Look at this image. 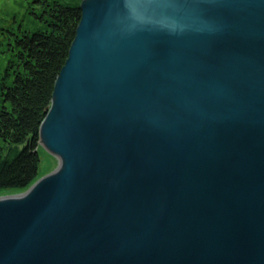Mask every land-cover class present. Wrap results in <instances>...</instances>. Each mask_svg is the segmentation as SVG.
Here are the masks:
<instances>
[{
	"label": "water",
	"instance_id": "95a60500",
	"mask_svg": "<svg viewBox=\"0 0 264 264\" xmlns=\"http://www.w3.org/2000/svg\"><path fill=\"white\" fill-rule=\"evenodd\" d=\"M0 264H264V0H83Z\"/></svg>",
	"mask_w": 264,
	"mask_h": 264
},
{
	"label": "trees",
	"instance_id": "16d2710c",
	"mask_svg": "<svg viewBox=\"0 0 264 264\" xmlns=\"http://www.w3.org/2000/svg\"><path fill=\"white\" fill-rule=\"evenodd\" d=\"M31 1L35 28L17 20L0 27L8 54L0 79V191L20 193L40 178V128L82 16L83 0Z\"/></svg>",
	"mask_w": 264,
	"mask_h": 264
},
{
	"label": "rangeland",
	"instance_id": "374dc122",
	"mask_svg": "<svg viewBox=\"0 0 264 264\" xmlns=\"http://www.w3.org/2000/svg\"><path fill=\"white\" fill-rule=\"evenodd\" d=\"M31 0H0V27L9 26L14 20L24 21L25 27L35 28L36 23L29 13V3ZM8 54L6 47L0 46V79L4 74L7 65ZM40 150L41 163L39 166L40 178L55 171L59 159L49 153L42 145ZM16 191H0V196L18 194Z\"/></svg>",
	"mask_w": 264,
	"mask_h": 264
},
{
	"label": "bare ground",
	"instance_id": "6f19581e",
	"mask_svg": "<svg viewBox=\"0 0 264 264\" xmlns=\"http://www.w3.org/2000/svg\"><path fill=\"white\" fill-rule=\"evenodd\" d=\"M26 190H27V189H26ZM26 190H24V191H26ZM24 191H23V192H24ZM23 192H20V193H23ZM11 195H14V194H11ZM5 196H10V195H5ZM5 196H0V198H1V197H5Z\"/></svg>",
	"mask_w": 264,
	"mask_h": 264
}]
</instances>
